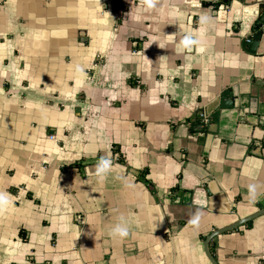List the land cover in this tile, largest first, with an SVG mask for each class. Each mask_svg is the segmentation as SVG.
I'll return each instance as SVG.
<instances>
[{"label": "crops", "instance_id": "1", "mask_svg": "<svg viewBox=\"0 0 264 264\" xmlns=\"http://www.w3.org/2000/svg\"><path fill=\"white\" fill-rule=\"evenodd\" d=\"M263 14L264 0H0V264H211L206 236L264 206V34L242 44ZM228 88L242 106L220 109L218 138L193 133ZM209 251L264 264V214Z\"/></svg>", "mask_w": 264, "mask_h": 264}, {"label": "water", "instance_id": "2", "mask_svg": "<svg viewBox=\"0 0 264 264\" xmlns=\"http://www.w3.org/2000/svg\"><path fill=\"white\" fill-rule=\"evenodd\" d=\"M216 1L217 0H215V2ZM222 1L223 3L228 2V0H222ZM262 24H264V14L256 21L257 26H260ZM262 34H264V29L260 28L251 37L245 38L243 40L242 43L243 46H246L248 51L254 52L259 44ZM233 90L234 89L232 88H228L227 90L223 91L222 96L219 97V100H217L212 106L204 107L194 112V114L191 115L189 119L190 130L193 133L197 134L199 137L204 138L205 140L208 135H211L213 138L215 137L218 138V119H219L220 109L242 106V103L235 99L238 97V95L232 94ZM219 141H221L220 138ZM257 145L259 146L260 143L258 142ZM193 192H194L193 189L182 187L180 184L179 189L176 192H174V195L176 196L177 202L184 205H188L191 202ZM262 214H264V206L259 210H257L256 212H254L253 214L241 218L229 226L214 230L209 235H207L206 238L204 239V251L211 264H217V263L209 251L210 239H212L215 235L219 233H222L224 231H229L241 225H244L250 220Z\"/></svg>", "mask_w": 264, "mask_h": 264}, {"label": "clouds", "instance_id": "3", "mask_svg": "<svg viewBox=\"0 0 264 264\" xmlns=\"http://www.w3.org/2000/svg\"><path fill=\"white\" fill-rule=\"evenodd\" d=\"M147 3L149 6H151L152 0H147ZM113 232L119 234L120 236H126L127 235V228L121 227L118 225L115 229H113Z\"/></svg>", "mask_w": 264, "mask_h": 264}, {"label": "trees", "instance_id": "4", "mask_svg": "<svg viewBox=\"0 0 264 264\" xmlns=\"http://www.w3.org/2000/svg\"><path fill=\"white\" fill-rule=\"evenodd\" d=\"M113 8H114V10H119V9H121V7H120V6H117V5L113 6ZM246 224H249V222H247Z\"/></svg>", "mask_w": 264, "mask_h": 264}]
</instances>
